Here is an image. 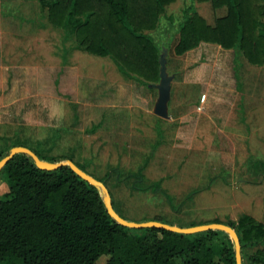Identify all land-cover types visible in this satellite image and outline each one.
Instances as JSON below:
<instances>
[{
	"label": "rangeland",
	"instance_id": "rangeland-1",
	"mask_svg": "<svg viewBox=\"0 0 264 264\" xmlns=\"http://www.w3.org/2000/svg\"><path fill=\"white\" fill-rule=\"evenodd\" d=\"M191 5L210 24L226 13L209 1L175 0L158 30L148 32L166 53L171 77L164 118L155 113L159 89L153 83L123 75L110 57L70 48L74 42L49 22L38 1L0 0V152L15 142L35 147L41 141L50 154L73 157L99 178L115 166L136 171L146 163L145 178L161 180L173 202L112 179L110 193L135 221L226 222L255 208V193L263 195L255 187L262 183L250 176L246 161L249 168L251 154L264 159V128L256 131L264 123V67L207 42L176 54L179 23ZM55 130L60 137L52 147ZM8 190L0 177V196Z\"/></svg>",
	"mask_w": 264,
	"mask_h": 264
},
{
	"label": "trees",
	"instance_id": "trees-1",
	"mask_svg": "<svg viewBox=\"0 0 264 264\" xmlns=\"http://www.w3.org/2000/svg\"><path fill=\"white\" fill-rule=\"evenodd\" d=\"M36 1L46 11L49 22L62 30L64 39L74 42L70 48L110 57L123 75L143 84L160 82L162 48L148 32L158 30L167 6L175 0ZM198 1H209L214 9L225 8L226 13L210 24L193 5L189 6L177 30L176 54L207 42L233 50L237 58L251 65H264V0ZM157 130L160 145L163 130L159 126ZM58 137L60 131L55 130L52 147ZM42 143L31 147L15 142L11 147H29L50 162L73 160L50 154ZM11 147L0 152V160ZM145 167L146 163L136 171H128L115 166L105 177L96 178L108 187L116 179L118 185L131 190L162 192L172 203L173 197L161 180L145 178ZM0 177L9 188L0 196V264H96L102 255L109 256L107 264H237L234 242L223 230L185 234L120 224L109 214L99 188L69 165L45 170L29 155L19 153L2 168ZM111 195L116 211L135 221L124 214ZM149 220L175 225L158 218ZM213 222L235 228L241 240L243 264H264V222L241 214L237 220L205 223ZM246 249L252 252L246 253Z\"/></svg>",
	"mask_w": 264,
	"mask_h": 264
},
{
	"label": "water",
	"instance_id": "water-1",
	"mask_svg": "<svg viewBox=\"0 0 264 264\" xmlns=\"http://www.w3.org/2000/svg\"><path fill=\"white\" fill-rule=\"evenodd\" d=\"M165 55L166 53L164 52V54H161V57H160V78H161L160 82L153 83L152 86H155L159 89V98L157 100V104L155 107V113L161 117L168 118L169 117L168 101L171 96V77H169L166 71ZM19 153H25L29 155L33 159L34 163L39 168L45 169V170L57 169L65 165H69L80 177L89 181L91 184L99 188L109 214L114 219H116L120 224L124 226L130 227V228L157 227V228H163L166 230L179 232V233H185V234L197 233V232L207 231L211 229L223 230L230 235L231 239L234 242L235 253H236V263L243 264L241 240L235 228H233L230 225H227L224 223L213 222V223H207V224H200L196 226L181 227L178 225H171V224L157 221V220H148V221H143V222L128 220L124 218L123 216H121L114 208L113 199H112L108 186L103 181L89 174L85 170L81 169L71 159H65L59 162L46 161V160L41 159L39 155L35 151H33L31 148L18 145V146L12 147L10 149L9 154L0 160V171L15 155Z\"/></svg>",
	"mask_w": 264,
	"mask_h": 264
},
{
	"label": "crops",
	"instance_id": "crops-1",
	"mask_svg": "<svg viewBox=\"0 0 264 264\" xmlns=\"http://www.w3.org/2000/svg\"><path fill=\"white\" fill-rule=\"evenodd\" d=\"M261 67H264V65ZM251 114L252 113L249 114V117L251 116ZM260 115H262V113H260ZM262 118H263V116H262ZM261 128L262 129L264 128V123H261L260 127L257 126L256 131H259ZM262 139L264 142V136H262ZM248 157L250 158V161H253V162H251V164L249 165V168H248V164L246 161L247 170L251 174L250 176H253L254 179H258L257 181H260L262 183L261 185H257L255 187V190L257 189V187H259V189L262 190L263 195L260 196L258 193L259 190H257V193H255V195H254V200H252L256 203L255 208H253V209L251 208V209H249L246 212L241 213V214L252 215L253 217L258 219L259 221L264 222V159L254 158V156L252 154ZM260 182H258V183H260ZM247 187H248V183H247ZM251 190H252V188H247V192L248 191L251 192Z\"/></svg>",
	"mask_w": 264,
	"mask_h": 264
}]
</instances>
